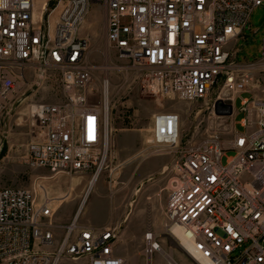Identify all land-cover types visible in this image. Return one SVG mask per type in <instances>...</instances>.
I'll use <instances>...</instances> for the list:
<instances>
[{
    "label": "built area",
    "instance_id": "2783aa9c",
    "mask_svg": "<svg viewBox=\"0 0 264 264\" xmlns=\"http://www.w3.org/2000/svg\"><path fill=\"white\" fill-rule=\"evenodd\" d=\"M39 1L0 0V112L49 77L60 89L58 101L27 103L26 164L55 176L100 174L111 128L105 104L91 97L97 70L126 71L155 97L205 102L233 117L228 140L183 145L179 115L153 117L155 153L177 157L165 228L170 239L180 228L207 264H264V39L257 62H239L236 49L264 0H42L40 11ZM93 6L102 13V64L82 34ZM45 179L33 189L0 187V264H140L117 255L116 227L56 225ZM159 239L145 234L143 264L163 252ZM167 262L181 264L174 254Z\"/></svg>",
    "mask_w": 264,
    "mask_h": 264
},
{
    "label": "rangeland",
    "instance_id": "374dc122",
    "mask_svg": "<svg viewBox=\"0 0 264 264\" xmlns=\"http://www.w3.org/2000/svg\"><path fill=\"white\" fill-rule=\"evenodd\" d=\"M43 1L38 2V10ZM60 12L51 18L54 28ZM100 8L93 6L82 27L92 47L91 60L102 64L107 55L105 34ZM244 38L236 44L239 62L254 63L261 59L264 39V6L254 10L250 27ZM44 81V87L26 101L11 104L0 112V187L22 189L36 188L37 178L42 180L49 196L55 199L51 219L58 226H69L85 200L77 225L86 219L117 227L116 253L125 260L146 257L145 234L150 230L159 236L163 253H156L154 264H168L167 255L174 244L165 228L169 191L175 177L172 166L174 154H158L152 147L153 117L159 113H175L181 119L182 144L201 142L218 135L226 141L236 129L232 116L219 115L207 109L205 102H187L155 97L142 91L138 80L126 71L97 70L93 85L95 101L107 106L111 135L109 158L90 188L95 171L72 177L54 175L45 169H35L26 164V145L31 140L27 122L29 100L55 102L60 99L56 77ZM107 86V87H106ZM106 89V90H105ZM239 110V101L236 103ZM237 115V121L241 119ZM167 168V171H164ZM53 177V179H48ZM84 208V209H83ZM50 218V217H49ZM181 264H196L188 256L173 250ZM60 264H85L83 260H63Z\"/></svg>",
    "mask_w": 264,
    "mask_h": 264
},
{
    "label": "bare ground",
    "instance_id": "6f19581e",
    "mask_svg": "<svg viewBox=\"0 0 264 264\" xmlns=\"http://www.w3.org/2000/svg\"><path fill=\"white\" fill-rule=\"evenodd\" d=\"M106 87H107V86H106ZM105 90H106V89H105ZM106 107H107V106H106ZM164 171H167V168H165ZM98 175H99V173L96 174V175L94 176L93 181L90 182V188H89L88 192H90L91 188H92V187L94 186V184L96 183V179H98ZM84 202H85V200L83 199V201H82V203H81V205H80V207H79V210H78V212H77V214H76V216H75V221L78 219L80 213L82 212L81 210H82V207H83V205H84ZM170 231H171V232H170V236L172 237L170 240H171V242L174 244V247H177L178 249H180V250L186 252V254L188 253L187 256H188V257H189L194 263H196V264H207V262H206L205 260H203L198 254H196V253L194 252V249H193L192 244L188 242L186 236L184 235L183 231H182L180 228H178V227H173ZM174 249H175V248H170V249H169V251H170V252H169L170 256L167 255V259L172 257V255H173V250H174ZM187 251H188V252H187ZM162 253H163V252H162ZM190 253H192V254H190ZM163 254L165 255V253H163Z\"/></svg>",
    "mask_w": 264,
    "mask_h": 264
},
{
    "label": "crops",
    "instance_id": "0c3cea01",
    "mask_svg": "<svg viewBox=\"0 0 264 264\" xmlns=\"http://www.w3.org/2000/svg\"><path fill=\"white\" fill-rule=\"evenodd\" d=\"M82 225L86 226V227H92V228H102V227H105L108 224H106L105 222L104 223H100V222H96V221H92V220L86 219Z\"/></svg>",
    "mask_w": 264,
    "mask_h": 264
},
{
    "label": "water",
    "instance_id": "95a60500",
    "mask_svg": "<svg viewBox=\"0 0 264 264\" xmlns=\"http://www.w3.org/2000/svg\"><path fill=\"white\" fill-rule=\"evenodd\" d=\"M231 112H232V111H231V109H230L229 112L227 113V115H231Z\"/></svg>",
    "mask_w": 264,
    "mask_h": 264
}]
</instances>
